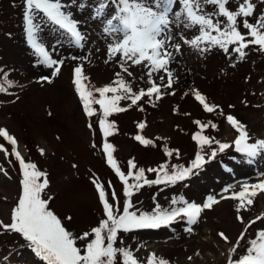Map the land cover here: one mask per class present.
Segmentation results:
<instances>
[{
    "label": "rangeland",
    "instance_id": "374dc122",
    "mask_svg": "<svg viewBox=\"0 0 264 264\" xmlns=\"http://www.w3.org/2000/svg\"><path fill=\"white\" fill-rule=\"evenodd\" d=\"M254 2L257 10L264 12V0ZM95 5L96 0H71L69 5L73 17L80 21L81 31L86 34L82 49L70 44L52 26L45 27L41 33L42 42L49 50L55 49L54 58L65 59L60 74L48 83L40 78L49 75L52 70L36 62L37 58L26 42L24 0H0V67H4L9 72V78L17 84L9 89L14 95L0 93V128H7L17 138L19 150L26 161L36 163L40 170L48 174L46 198L51 197L49 207L76 235L97 226L103 216L92 183L93 177L103 182L109 192L110 181L121 205L124 200L122 183L106 163L102 152L99 106L94 105L98 114L88 118L73 83V70L77 64L84 65V73L90 77L91 85L97 87L111 82L114 73L120 70L115 61L105 63L107 43L111 37L106 38L102 25L92 19ZM228 7L234 8L235 5L230 3ZM206 10L212 11V6H206ZM182 35L191 38L193 32L187 31ZM173 42H180V36H176ZM247 51L248 56L238 61L235 54L229 58L219 48L201 55L182 45L181 52L175 54L171 64L179 77L173 89L176 95L165 96L155 108L146 103V97L140 102L145 108L143 112L132 107L109 118L118 126V131L109 137V142L116 148L114 156L121 169L127 173L128 160L132 158L138 167L145 169L169 160L162 150L165 144L180 152L179 157L173 155L171 163L187 165L198 150L192 139L198 130L193 123L195 119L205 123L211 120L219 125V131L209 128L205 134L222 141H230L228 137L234 139L237 133L227 124L225 116L218 112H204L191 94L192 89H198L209 103L219 105L225 115L237 116L248 126L253 139L264 138V52L253 47ZM73 55L87 59L73 61L70 59ZM130 70L134 79H126L132 80L134 88L149 86L146 69L133 66ZM185 92L189 94L184 96ZM128 103L121 101V106ZM177 105L179 114L173 112ZM229 105L235 107L230 108ZM186 112L191 115L185 116ZM143 121L147 122V126L139 133L137 124ZM88 123H92V129L88 128ZM136 134L154 140L156 137L166 139L156 140V147H145L134 139ZM0 144L11 152V146L3 138H0ZM41 147L45 149L44 155L39 153ZM233 156L237 157L235 161L230 159ZM0 169H3L0 171V219L9 223L11 208L21 191V173L15 157L3 153H0ZM146 175L154 179L156 174ZM263 175L264 158H258L249 165L245 158L230 149L206 164L198 175L175 186H145L132 199L136 207L144 211L153 209L154 197L155 202L163 207H168L171 198L178 195L185 196L190 202L202 203L210 194L218 197L224 194L225 187L236 185L239 181L256 183ZM235 204L231 199L222 200L212 210H205L199 222L191 226L192 232L186 231L189 225L181 221L171 227L121 233L123 243L118 242V246L131 248L141 261H146L154 252L158 257L168 259L170 264H226L228 250L244 228L235 219ZM261 206H264V193L255 198L249 211L242 213L245 221L260 215ZM67 216H71L72 220L67 221ZM259 228H264V222L253 225L246 240L254 236ZM220 231L229 237L231 243H225L218 237ZM83 244V241H78V246ZM246 247V242L242 241L238 253H244ZM13 257L21 264H43L19 234L0 233V264H12ZM189 257L192 259L189 260Z\"/></svg>",
    "mask_w": 264,
    "mask_h": 264
},
{
    "label": "snow or ice",
    "instance_id": "6c2138e0",
    "mask_svg": "<svg viewBox=\"0 0 264 264\" xmlns=\"http://www.w3.org/2000/svg\"><path fill=\"white\" fill-rule=\"evenodd\" d=\"M230 3L235 7H228ZM70 4L71 0H24L26 42L33 50L36 62L52 70L49 75L42 76L41 81L52 83L65 64V59L54 58L55 49L50 51L42 42L41 33L45 27L52 26L77 48L85 46L86 34L81 31L80 21L69 10ZM208 5L212 6V11L206 10ZM92 19L102 25L106 38L111 37L107 43L105 63L115 61L120 70L114 73L111 82L97 87L91 85L90 77L84 73V65L77 64L73 70V83L88 118L98 114L94 105L99 106L98 127L103 138L102 152L106 163L122 183L123 203L121 205L110 181L109 192L103 182L93 177L92 183L97 191L103 216L98 225L89 231L74 234L49 207L51 197L46 198L48 174L40 170L36 163L26 161L19 150L17 138L7 128H0V138L11 146L9 152L4 144H0V153L14 156L21 173L20 194L11 208L10 222L5 223L0 219V233L19 234L43 264H170L168 259L158 257L154 252L146 261H141L131 248L118 246V242L123 243L120 234L171 227L181 221H186L189 225L186 231L192 232L191 226L199 222L205 210H212L222 200L231 199L236 202L235 219L244 228L236 243L228 250L226 264H264V228L257 229L255 235L246 240L249 229L257 222H264V213L248 221L242 215L251 209L255 198L264 193V179L256 183L245 182L239 191L231 190L232 186L225 187L224 194L219 197L210 194L202 203L190 202L185 196L178 195L171 198L168 207H163L155 202L154 197V207L150 211L140 210L132 199L145 186H175L198 175L206 164L230 149L245 158L249 165L258 158H264V138L253 139L248 126L237 116L225 115L219 105L209 103L198 89L190 90L204 112L224 115L227 124L237 135L231 141H222L205 134L209 128L219 131L217 123L195 119L193 123L198 126V130L192 135V139L198 150L187 165L171 163L173 155L179 157L180 152L165 144L162 150L169 160L145 169L138 167L132 158L128 160L129 170L125 173L114 156L115 146L109 142V137L118 131L116 122L109 119L111 116L126 112L132 107L143 112L145 108L140 102L146 97V103L155 108L165 96L176 95L173 89L179 77L175 75L171 64L175 54L181 52L182 45L189 46L201 55L219 48L229 58L235 54L238 61H243L248 56L247 50L250 47L264 52V12L257 10L254 0H96ZM187 31L193 32L191 38L182 35ZM176 36H180V42L174 43ZM70 59L86 60L87 57L73 55ZM133 66L146 69L148 87L134 88L132 80L126 79H134L130 70ZM16 86V82L9 78V72L0 67V93L14 95L9 89ZM188 94L185 92L184 96ZM121 101L129 103L121 106ZM229 107L234 108L235 105ZM173 112L179 114L178 105ZM184 115L190 116L191 113L186 112ZM87 126L89 129L93 128L92 123ZM146 126V121L138 122L139 133ZM134 139L142 146L156 147V140L166 138L156 137L154 140L143 134H136ZM92 147L95 148L96 144L93 143ZM39 153L44 155L45 149L39 148ZM230 159L235 161L237 157ZM228 170L231 171L230 168ZM146 173H155V178L149 179ZM65 219L71 221L72 217L67 216ZM217 235L225 243H231L223 231ZM78 241H83V246H78ZM242 241L246 242L247 247L241 254L238 249ZM188 259L191 260L192 257Z\"/></svg>",
    "mask_w": 264,
    "mask_h": 264
},
{
    "label": "bare ground",
    "instance_id": "6f19581e",
    "mask_svg": "<svg viewBox=\"0 0 264 264\" xmlns=\"http://www.w3.org/2000/svg\"><path fill=\"white\" fill-rule=\"evenodd\" d=\"M228 138L230 141L233 140L232 137H228ZM261 179H264V175L262 176ZM243 183H245V181H239L238 183H236V185H232L231 190L236 189V188H240ZM260 213H264V206H261ZM11 262H13L12 264H21V263L16 262L15 257L12 258Z\"/></svg>",
    "mask_w": 264,
    "mask_h": 264
}]
</instances>
